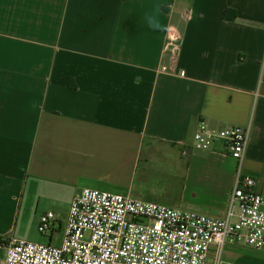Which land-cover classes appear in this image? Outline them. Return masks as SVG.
Returning a JSON list of instances; mask_svg holds the SVG:
<instances>
[{"label": "crops", "instance_id": "obj_1", "mask_svg": "<svg viewBox=\"0 0 264 264\" xmlns=\"http://www.w3.org/2000/svg\"><path fill=\"white\" fill-rule=\"evenodd\" d=\"M200 120L251 125L244 172L264 195V0H0L7 243L33 201L72 204L84 187L224 217L236 160L194 147ZM160 154L173 171L148 187L139 170Z\"/></svg>", "mask_w": 264, "mask_h": 264}, {"label": "built area", "instance_id": "obj_2", "mask_svg": "<svg viewBox=\"0 0 264 264\" xmlns=\"http://www.w3.org/2000/svg\"><path fill=\"white\" fill-rule=\"evenodd\" d=\"M180 46L179 29L170 24L166 48ZM250 131V124L213 128L200 120L193 134L196 149L221 142L236 160L224 217L84 187L70 206L59 244L12 238L0 264H239L224 260L227 243L264 250V195L244 172ZM54 220L52 211L44 213L38 230L45 235Z\"/></svg>", "mask_w": 264, "mask_h": 264}, {"label": "rangeland", "instance_id": "obj_3", "mask_svg": "<svg viewBox=\"0 0 264 264\" xmlns=\"http://www.w3.org/2000/svg\"><path fill=\"white\" fill-rule=\"evenodd\" d=\"M166 154H160V157L155 158L150 164L143 162L139 173L143 170L148 173L150 182H157L159 186L168 182L169 171L173 169L167 167ZM172 166V165H171ZM158 186V187H159ZM71 203L68 200H58L56 202L46 201L42 199L41 202H34L30 204L29 208L21 211L17 219L14 237L27 241L59 244L62 240L66 228L67 218L70 212ZM55 214V228L47 230L44 235L38 230L41 215L48 211ZM56 230V231H55ZM7 244L6 242L4 243ZM5 255L4 248L0 247V258ZM224 260L236 262L239 264H264V250L256 249L250 246H240L227 243L224 247Z\"/></svg>", "mask_w": 264, "mask_h": 264}, {"label": "trees", "instance_id": "obj_4", "mask_svg": "<svg viewBox=\"0 0 264 264\" xmlns=\"http://www.w3.org/2000/svg\"><path fill=\"white\" fill-rule=\"evenodd\" d=\"M225 17L228 18V19H235L236 15H235V13L233 11L231 13L227 11ZM4 242H6V241L0 238V244L4 243Z\"/></svg>", "mask_w": 264, "mask_h": 264}]
</instances>
